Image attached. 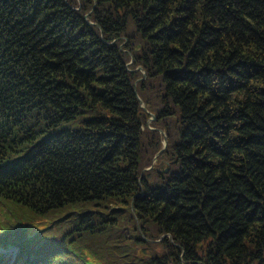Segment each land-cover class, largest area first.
<instances>
[{"label": "trees", "instance_id": "trees-1", "mask_svg": "<svg viewBox=\"0 0 264 264\" xmlns=\"http://www.w3.org/2000/svg\"><path fill=\"white\" fill-rule=\"evenodd\" d=\"M10 247L0 264H264V0H0Z\"/></svg>", "mask_w": 264, "mask_h": 264}, {"label": "water", "instance_id": "water-1", "mask_svg": "<svg viewBox=\"0 0 264 264\" xmlns=\"http://www.w3.org/2000/svg\"><path fill=\"white\" fill-rule=\"evenodd\" d=\"M145 76H146V75L144 74L143 77H145ZM139 99H140L141 105H142L143 107H145V104H144L143 100H142L141 98H139ZM155 117H156V115H155L154 113H151V116L148 118V121L153 120ZM161 131H162V133L164 134V143H163V146H162V148L156 153V155H155V157H154V159H153L152 164H151L149 167H147L146 169H150V168L153 167V165H154V163H155V161H156L157 156H158V155H159V154L165 149V147L167 146V141H168V139H167V135L164 133L163 130H161Z\"/></svg>", "mask_w": 264, "mask_h": 264}, {"label": "rangeland", "instance_id": "rangeland-1", "mask_svg": "<svg viewBox=\"0 0 264 264\" xmlns=\"http://www.w3.org/2000/svg\"><path fill=\"white\" fill-rule=\"evenodd\" d=\"M155 157V156H154ZM154 159V158H153ZM157 159V158H156ZM153 162V161H152ZM149 167V166H148ZM147 168V167H146ZM2 252H6L10 257H14L16 254V247H10V249H2Z\"/></svg>", "mask_w": 264, "mask_h": 264}]
</instances>
